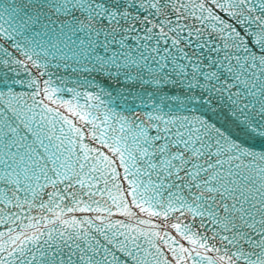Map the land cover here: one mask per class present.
I'll return each instance as SVG.
<instances>
[{"label":"snow or ice","instance_id":"obj_1","mask_svg":"<svg viewBox=\"0 0 264 264\" xmlns=\"http://www.w3.org/2000/svg\"><path fill=\"white\" fill-rule=\"evenodd\" d=\"M0 264H264V0H0Z\"/></svg>","mask_w":264,"mask_h":264},{"label":"water","instance_id":"obj_2","mask_svg":"<svg viewBox=\"0 0 264 264\" xmlns=\"http://www.w3.org/2000/svg\"><path fill=\"white\" fill-rule=\"evenodd\" d=\"M63 75H66V73H61ZM72 79H74V77H72ZM69 86H72L71 84H69ZM77 215H79V213H77Z\"/></svg>","mask_w":264,"mask_h":264}]
</instances>
